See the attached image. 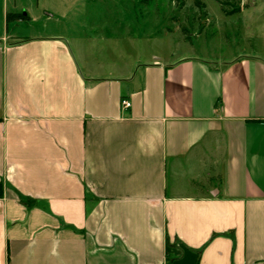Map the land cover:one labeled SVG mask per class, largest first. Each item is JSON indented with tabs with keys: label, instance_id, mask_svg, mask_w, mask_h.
<instances>
[{
	"label": "crops",
	"instance_id": "0c3cea01",
	"mask_svg": "<svg viewBox=\"0 0 264 264\" xmlns=\"http://www.w3.org/2000/svg\"><path fill=\"white\" fill-rule=\"evenodd\" d=\"M33 20L0 0V264H264V60L102 78Z\"/></svg>",
	"mask_w": 264,
	"mask_h": 264
},
{
	"label": "rangeland",
	"instance_id": "374dc122",
	"mask_svg": "<svg viewBox=\"0 0 264 264\" xmlns=\"http://www.w3.org/2000/svg\"><path fill=\"white\" fill-rule=\"evenodd\" d=\"M18 1L42 19L20 30L66 36L86 75L124 76L156 58L264 60V0Z\"/></svg>",
	"mask_w": 264,
	"mask_h": 264
},
{
	"label": "trees",
	"instance_id": "16d2710c",
	"mask_svg": "<svg viewBox=\"0 0 264 264\" xmlns=\"http://www.w3.org/2000/svg\"><path fill=\"white\" fill-rule=\"evenodd\" d=\"M199 4V2H197ZM29 20V17L24 14H8L7 21L8 22H18V21H27Z\"/></svg>",
	"mask_w": 264,
	"mask_h": 264
},
{
	"label": "built area",
	"instance_id": "2783aa9c",
	"mask_svg": "<svg viewBox=\"0 0 264 264\" xmlns=\"http://www.w3.org/2000/svg\"><path fill=\"white\" fill-rule=\"evenodd\" d=\"M123 106H124V108H129V107H130V103H128V102H124V103H123Z\"/></svg>",
	"mask_w": 264,
	"mask_h": 264
}]
</instances>
